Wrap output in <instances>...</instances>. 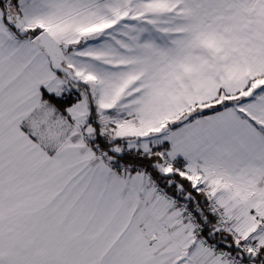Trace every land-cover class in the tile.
I'll list each match as a JSON object with an SVG mask.
<instances>
[{"label": "snow or ice", "instance_id": "1", "mask_svg": "<svg viewBox=\"0 0 264 264\" xmlns=\"http://www.w3.org/2000/svg\"><path fill=\"white\" fill-rule=\"evenodd\" d=\"M0 264H264V0H0Z\"/></svg>", "mask_w": 264, "mask_h": 264}]
</instances>
